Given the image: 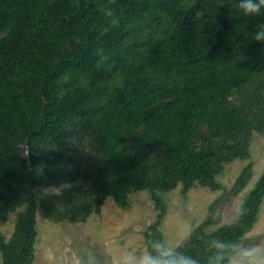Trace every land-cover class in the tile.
<instances>
[{
	"label": "trees",
	"instance_id": "1",
	"mask_svg": "<svg viewBox=\"0 0 264 264\" xmlns=\"http://www.w3.org/2000/svg\"><path fill=\"white\" fill-rule=\"evenodd\" d=\"M259 19L226 0H0V222L17 212L11 237L0 231L3 264L34 263L39 211L79 223L147 190L146 243L163 238L167 192L219 189L264 132ZM252 175L249 162L233 192ZM263 201L264 171L236 219H206L179 250L205 264L211 239L243 242Z\"/></svg>",
	"mask_w": 264,
	"mask_h": 264
},
{
	"label": "rangeland",
	"instance_id": "2",
	"mask_svg": "<svg viewBox=\"0 0 264 264\" xmlns=\"http://www.w3.org/2000/svg\"><path fill=\"white\" fill-rule=\"evenodd\" d=\"M250 150L249 159H235L217 176L219 189L196 183L187 192L178 186L165 194L167 212L160 231L169 244L179 245L210 217L218 220L212 230L241 214L246 195L264 171V132H254ZM249 162L253 163V175L247 186L235 194L236 178ZM64 187L65 184L43 187L38 195L60 193ZM129 203L127 208H122L110 196L99 214L92 213L79 223L52 222L39 211L37 256L33 264H119L126 251L139 254L146 244L144 231L156 220L158 210L147 190L132 192ZM16 218L17 212H13L7 221L0 222V231L6 238L11 237ZM243 242L264 244V201L255 226ZM0 264H3L1 253Z\"/></svg>",
	"mask_w": 264,
	"mask_h": 264
},
{
	"label": "clouds",
	"instance_id": "3",
	"mask_svg": "<svg viewBox=\"0 0 264 264\" xmlns=\"http://www.w3.org/2000/svg\"><path fill=\"white\" fill-rule=\"evenodd\" d=\"M232 14L243 16L245 20L251 17L256 20L250 39L264 44V0H226ZM211 249L205 264H264V244L244 243L213 238L209 241ZM119 264H201L196 257L179 250V245H171L164 238L149 239L143 250L126 251Z\"/></svg>",
	"mask_w": 264,
	"mask_h": 264
}]
</instances>
